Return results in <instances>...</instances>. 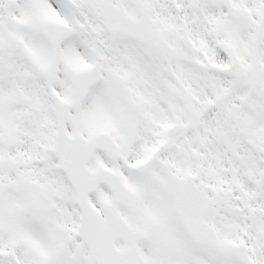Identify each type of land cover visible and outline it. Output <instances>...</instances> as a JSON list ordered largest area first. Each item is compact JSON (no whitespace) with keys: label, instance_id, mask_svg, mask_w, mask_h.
<instances>
[{"label":"snow or ice","instance_id":"snow-or-ice-1","mask_svg":"<svg viewBox=\"0 0 264 264\" xmlns=\"http://www.w3.org/2000/svg\"><path fill=\"white\" fill-rule=\"evenodd\" d=\"M0 264H264V0H0Z\"/></svg>","mask_w":264,"mask_h":264}]
</instances>
